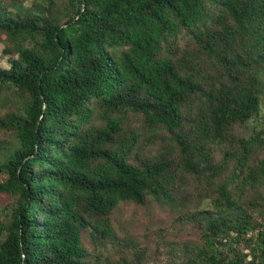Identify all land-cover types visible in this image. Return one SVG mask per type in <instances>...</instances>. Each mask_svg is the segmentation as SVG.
Wrapping results in <instances>:
<instances>
[{
  "label": "trees",
  "instance_id": "obj_1",
  "mask_svg": "<svg viewBox=\"0 0 264 264\" xmlns=\"http://www.w3.org/2000/svg\"><path fill=\"white\" fill-rule=\"evenodd\" d=\"M0 43V264L127 247L112 213L149 199L199 228L168 263L264 264V0H0Z\"/></svg>",
  "mask_w": 264,
  "mask_h": 264
},
{
  "label": "rangeland",
  "instance_id": "obj_2",
  "mask_svg": "<svg viewBox=\"0 0 264 264\" xmlns=\"http://www.w3.org/2000/svg\"><path fill=\"white\" fill-rule=\"evenodd\" d=\"M27 2L26 4H28ZM3 43H0V65L7 67L6 55L2 53ZM264 129V105L259 116ZM140 117L137 115H128V122L139 130ZM242 133V131H240ZM8 139L0 130V144ZM166 141L159 138L143 137L139 139L137 152L139 156L148 154L149 156H161L162 147ZM141 147V150H140ZM231 169V166H229ZM228 172V171H226ZM5 176L2 175L0 179ZM184 188L182 195L184 201L182 206L184 212L190 214V210L202 208L207 204V200L198 199L197 189L193 188V181L182 185ZM186 190H191L190 195ZM13 197L7 193L0 192V211L3 207L10 204ZM206 207V206H205ZM178 213L171 207L149 199L144 204L135 202H121L112 213V225L117 235L121 239L128 238V245H118L116 241L108 243V249L96 247L90 241L86 232H82V244L88 252V257L84 264H133L134 255L139 248H146L141 264H170L167 262L166 251L174 247L175 243H181L183 240L197 241L200 239L199 228L196 222L185 220L178 223ZM190 217L189 215H186ZM161 228V230H159ZM133 242V244H131ZM135 243V245H134ZM244 252L248 251L246 242L241 241L236 245ZM124 259L123 263L121 260Z\"/></svg>",
  "mask_w": 264,
  "mask_h": 264
}]
</instances>
